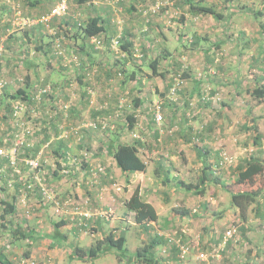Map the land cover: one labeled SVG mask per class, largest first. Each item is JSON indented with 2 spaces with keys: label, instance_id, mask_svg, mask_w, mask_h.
Returning a JSON list of instances; mask_svg holds the SVG:
<instances>
[{
  "label": "rangeland",
  "instance_id": "374dc122",
  "mask_svg": "<svg viewBox=\"0 0 264 264\" xmlns=\"http://www.w3.org/2000/svg\"><path fill=\"white\" fill-rule=\"evenodd\" d=\"M59 1L60 0H58L56 4H58ZM165 3L167 4L164 0H155L154 2L146 4L145 10H142L143 28L145 27V30H149L144 36H142L143 34L137 36L134 42V48L139 50L136 52L140 55L133 56L131 60L136 62L138 68L143 64L141 66L142 69L136 68L139 73L138 76L141 78L146 77V84H143V89L140 88V92H135L137 88L134 87L135 84L131 82V79H127V82L121 83L116 81L114 83L115 85H113L114 89L121 94L118 108H115L116 112L119 111V114H122V117L120 116L122 119L131 109L137 110L138 125L137 131L135 130L134 132L138 135L141 134L146 145L155 147L153 156H169L173 162H171V164H173L174 167V158H176L177 161L181 160L188 163L186 168H189L191 173L187 172L182 174L184 181L186 183L200 184L205 188L206 194L204 197H206L208 201L203 198V195L196 194L188 190L185 186L178 187L179 190L177 193H170L169 197L171 204L169 201L163 202V194L162 200H159V203L165 206L166 209H161L162 214L167 216L172 215L176 218L180 215L184 216L185 213L181 211V209L185 210L186 204H191V207L194 208L191 212H194L196 211L195 208H198L199 202L202 203L203 200H206L210 202L208 207L213 209V206L217 205V203H219L220 206H222V204L231 203V194L233 192L240 190L258 191L259 189L261 191L258 197L259 202L253 204L250 209L248 215L249 222L243 221L241 216H236L228 220L223 226L224 232H214L215 241H212V244H209L211 241L206 242L208 248L202 245L200 239L197 237L198 233H190V230H188L189 227H185V224L181 223L183 220L180 219L179 223L178 219L175 221L171 219V224H167L168 226L161 228L163 232L167 234L165 238L166 242L163 244L166 248L164 247L162 249L163 251H160L159 254L154 253L153 255L155 256H149L147 258L159 259L161 264H181L187 261L188 257L194 258V264H252L247 260L250 250H254L251 244L258 243L261 245L260 242L264 241V216L263 218L258 216L259 213L264 214V172L244 182H239L237 176L232 174L236 171L235 168L239 161L249 157L251 154H256L260 156L261 159H264V96L257 97L253 93L257 87L264 86V0H230L228 4L222 0L197 3L199 5L196 6L195 9H192V11H194V18L190 15L192 20L189 19L187 22L186 31L182 30L181 27L174 28L171 26V32L169 33L172 35V38H170L169 35L166 34L165 29H162V32H165L163 35L167 40L163 42L164 39H160L158 30L153 29V22L156 18H159V14L163 15L165 13L162 10V4ZM74 4H76V2L69 0L68 14L70 10L72 11V8L75 7ZM177 5L179 8L177 9V13L173 12V15L178 19L177 21H179L185 9L183 8L184 4L182 0H180ZM200 6H211L215 9L216 13L223 15L221 20H219L221 26L215 27L218 28V33H216V31H210L212 30V24L204 21V17L198 9ZM259 11L261 13H259ZM67 15L65 14V16ZM122 15V13H119L116 19L118 20ZM63 17L64 16L61 15L58 18V23L54 22L51 24L52 22H49L47 24L46 30L49 35H55V30H60L58 26L61 24L60 20ZM27 21L29 24H33L34 22L33 19L28 20L26 18L23 20L24 26L28 25ZM121 23V20L118 21L120 26H122ZM54 27H56V29ZM120 35V32H118L110 37V48L111 51H113L112 57H110L113 61L115 60V62L126 56L121 50V46L115 43V41L112 43V39H117ZM55 37H57V34ZM97 38L101 43L97 44L95 42L93 44L99 46L96 48H102L104 46L102 42L105 37ZM214 42L218 44V46L215 45L216 48L211 50L209 54H206L204 48ZM240 46H242L241 49H239ZM163 47L170 48V50L168 48L167 50L173 55L175 61L174 66H170L167 63L169 58L168 60L163 58L169 52L165 51ZM175 48H178L177 53L174 51ZM56 49L60 48L56 47ZM61 50L62 51L59 50V53L55 54V56L61 53L63 60L65 57V61L72 59L71 56L69 57L67 55L64 49L61 48ZM142 52L145 54L143 53L142 55ZM212 55L214 57V62L209 59ZM101 56L102 54H100V57ZM154 58L160 59L156 75H154V68L151 65ZM178 62H180L181 66L178 65ZM207 62L210 66L208 69L203 70L202 64ZM94 67L95 68L91 70L88 69L87 76L89 83L84 90L90 99L85 100L82 98L84 103H80L81 96L78 94L80 89L78 84L71 80L69 86L65 85L63 87L65 93H72L71 97L69 96L64 100H56L54 107L51 105L49 106L48 99L52 97V94H56L57 88L48 83L40 88L36 94V98L39 96L41 99L38 100L37 98L32 105H29L25 109L27 111L30 110V117H27L26 125L31 128L33 132V135L29 136L31 144L39 141L40 138L44 136L43 132H40V128L43 125L42 121L45 117V115L42 114L44 113L43 110L46 112L48 109L58 110L60 108L63 112L68 113L75 105L78 108L81 107L85 109L82 113V119H80L79 122L76 121V124L73 126L64 125V127L61 128L62 134L69 136L70 142L77 144V156L70 157L69 162L66 163V165H62L64 167L58 168L55 162L53 163V167L56 166L63 174L69 177L66 180L67 182L80 185L86 192V195H90L93 190L101 187V176L104 170V166H98L91 170V168L88 169L87 165L90 159L97 158V155L101 154V151L103 156L107 154L106 143L111 141L112 134L115 133L113 132L111 134L112 131L106 130V127L91 129L89 126V124L94 121L91 115L92 111L108 110L110 108L107 106L106 101L103 103L99 101L98 96L100 92L96 89L97 86L94 82L97 81L96 77L93 81V74L95 73L96 66ZM202 71L207 75L205 81L197 83L193 78H188L194 75L196 80L197 77L204 76V74L201 75ZM125 77L124 70L120 69L119 72L117 71L115 78L122 80ZM19 79L21 81L19 84L24 85V80H22V78ZM169 79H171V81H169ZM5 85V79L0 80V88H3ZM194 86L195 90L193 89ZM197 86L199 88L196 90ZM65 87H68L70 91L68 88L65 90ZM44 88H46L47 91L42 95L40 91ZM103 90L106 92L105 88H103ZM153 91L155 92L153 93ZM137 94H140L143 99L142 106L135 105V101L138 97ZM158 104L162 106V113L164 115L163 122L154 124L153 112L155 106ZM23 107H25V105ZM20 112L24 114L25 111L21 109ZM254 118L256 119L255 121ZM115 119L113 118V120ZM102 121L104 124V117H101V122ZM254 126L258 127V130H255V128H253ZM38 132H40L38 135L41 136L36 137L38 136ZM258 134L261 136L260 141L255 140ZM118 136L121 138L120 140H122V142H132L137 138V136L133 135V131L127 129V126L122 129L121 133L119 132ZM54 139H56V137ZM30 142H24L22 146L17 147L18 153L16 156L17 159L15 158L16 163L12 165L16 167L19 156H24L21 158L27 157L24 159L26 168L31 170V174H34L32 172L34 170L39 174L37 178H35L37 185L43 196H46L45 200L51 203H49L48 207L53 206V209L51 212L37 211L35 212V216L40 213L37 218H44L51 223L52 219L59 220L63 216L64 208H73L72 214H79L81 217L83 215L86 216L85 218L93 220L91 200L88 196L68 195L66 198H61L57 190L48 184V180L45 181V178L40 173L44 171V153L48 149L45 148L41 151L40 147L38 152L29 153L26 151V148L30 147L29 150L31 151L32 146H34L31 145ZM89 142L97 143L88 147L87 144ZM104 142L106 143L104 144ZM183 142L190 143V147H192L193 150L186 151L183 149L181 146ZM210 142L215 144L217 149H214ZM254 142L260 143L256 145ZM10 143V146L6 143L0 145L7 153L11 151V153H8L9 155L12 154L13 148H16L15 142ZM5 145H7V147ZM102 148H104V150H102ZM202 148L210 150L209 154L212 156H210L209 159L202 153ZM216 151L221 152L220 155L223 157L221 163L218 161H211L214 159L213 155ZM46 154L50 155L48 152ZM195 154L197 156L199 155L200 160H203L206 164L212 163V166L215 167L214 173L208 175V181L204 184L200 182L202 177V166L196 164L199 159L197 156L194 157ZM34 158H38L40 162L39 167L36 169L32 168L28 163L29 160ZM146 158H149V156L145 154L144 159L146 160ZM199 163H201V161H199ZM176 164L179 166L181 162H177ZM73 169L75 170V174L74 171H72ZM87 170H89L90 175L84 179V174ZM72 175L79 177V179L77 181H72ZM177 178L183 180L181 176ZM177 178L174 177L169 179L168 185L174 186L177 184ZM115 182L117 183V181ZM220 183L223 186L219 185ZM24 184L27 185L28 189H33L35 186V183L24 182L23 180V185ZM27 188L23 187L20 190V196H23L22 199L24 203L26 202ZM66 201H69V204H64ZM213 202H215L214 205ZM206 212L210 213L211 211ZM217 212L218 211H214L213 215L216 216ZM31 213L32 212L28 213L26 210H21L19 212L20 224L22 221L28 223V220H32ZM205 218L207 220H205V226L203 227L206 230H210L212 225L211 219L213 220V218L211 216H205ZM164 222L167 221L165 220ZM89 228L91 231V227ZM233 228L237 229L236 233L229 235V231ZM90 231L80 243H77L73 237V241H75L74 244L83 248L89 247L91 239L92 241L94 240L90 235ZM250 233L255 235L253 237V243L251 244L248 238V234ZM4 242L5 241L0 239V249H3L2 243ZM20 244L22 245L21 250H23L21 255H23L24 252H28V257L33 259L36 264H55L53 259L47 260V258L40 256L39 253L36 255L31 254V251L26 249L27 245L24 241L19 242L17 245L20 246ZM143 245L144 244H141V246ZM36 246H38L39 249L40 244ZM183 248H186L187 251L185 252ZM119 252L118 249H112L109 253L106 252L96 259H78L68 254L64 259L59 261V264H126L127 261L124 260L120 262L118 259L117 253ZM175 252L178 257L177 260L165 262L170 258V255L175 254ZM241 252L246 256L241 257ZM201 254H204V256ZM261 257L264 259V249L261 253ZM261 257L259 258L261 259ZM138 261L140 264L144 263L139 259Z\"/></svg>",
  "mask_w": 264,
  "mask_h": 264
},
{
  "label": "crops",
  "instance_id": "0c3cea01",
  "mask_svg": "<svg viewBox=\"0 0 264 264\" xmlns=\"http://www.w3.org/2000/svg\"><path fill=\"white\" fill-rule=\"evenodd\" d=\"M154 1L155 0H87L84 3H80L79 0H72V2H76V4H74L75 7L72 8V11L70 10L67 16L64 15L60 20L61 24L58 26L60 30H55V33L58 32L59 34V32H62L65 34H60L55 37L53 34L49 35L46 28H42L40 24H29L27 21L28 25L24 26L23 20L26 18L32 20L34 17L45 14L58 2V0H0V80L5 79L6 81V85L3 88H0V145L6 143L10 146V142L13 141V138L18 131V121L8 114L7 103L12 98L14 91L23 86L19 84L21 82L19 78H24L26 76L29 77V94L31 98L32 96L35 98L40 88L48 83L52 84L53 87H56V94H52V97L48 99V105L53 107L56 100H64L65 98L72 96V93L69 94L63 91V87L65 85L69 86V82L72 80V82L77 83L80 88L78 91V94L81 96L80 103H84L82 98L85 100L89 99L88 94H86L84 90L89 83L85 70H91L92 68H95L94 66H96V70L93 74V81L96 77L97 81L94 82L97 86L96 89L100 92L98 96L99 101L103 103L104 101L108 102V100L111 99V107L108 110H94L95 112L92 111L91 115L94 117L95 114H99V116L104 117V121L107 124V119H111L113 122H110L112 130L110 129L109 131H112L111 134L113 132L121 131L118 124L114 122L113 116L111 118L110 115L106 117V113L108 114V112H119H116L115 103L117 102L116 99H118L121 94L114 89L113 85H115L114 83L116 81L121 83L127 82V79H131V82H134L135 84L134 87L137 88L135 92H137L140 88L143 89V84H146V77L141 78L138 76L139 73L136 70V68H138L137 64L135 61L131 60L133 57H129L127 53H125V58H121L116 62L115 60L113 61L111 58L113 51H111L108 40L115 33L120 32L122 36L130 39L133 43L130 47L133 56H139L140 54L136 52L139 50L134 48V42L137 39V36L142 34V36H144L149 30H145V27L143 28L142 10H145L146 4ZM165 1L167 4H162V10L165 13L163 15L159 14V18H156L153 22V29L158 30L160 33H158L160 39H164H162L163 42L167 40L163 35L165 32H162V29H165L166 34L172 38V35L169 33L171 32V26L174 28L181 27L182 30L186 31L185 28L187 27V22L189 19L192 20L191 16L194 18V11H192L193 7L191 6L190 1L182 0L185 12H182L183 14L179 18V25V21L174 17L173 12L177 13V9L179 8L177 3H179L180 0H164V2ZM210 1L212 0H205L204 2ZM222 1L228 4L230 0ZM119 13H122L123 17L120 16L117 20L116 18L119 16ZM201 14L204 17L205 22L207 21L212 24V30L210 31H216V33H218V28L215 27L221 26L219 24V20L221 19L216 18V15L213 13H205L202 11ZM95 16L104 19L103 26L105 30L97 35L99 38L105 37L104 46L102 48H96L89 38L74 39L73 37L75 32L78 31V23L87 22L89 18ZM120 20L122 21V26L118 24V21ZM55 22L58 23V19H56ZM100 35L102 37H100ZM57 38L63 40V45L64 43L66 44L64 46L65 49L67 48L65 52L69 57L71 56L72 59L65 61L66 57L63 60L62 55V58L58 55L55 56L54 52L56 50V45L54 49L53 46ZM71 44H74V46L71 47ZM215 45L218 46L215 42L206 46L204 48L206 54H209L211 50L215 49ZM163 48L165 51L170 50L168 47L169 50H167L166 47ZM241 48L242 46L239 47V49ZM73 49H76L77 54H73ZM86 49L93 52L91 57L89 52H84ZM177 49L178 48L174 49V51H176L175 53H177ZM143 53L144 52H142V55ZM100 54H102L101 57ZM163 58L167 60L169 58L167 63L170 66L175 65L173 55L170 51ZM209 59L214 62L213 55L209 57ZM178 65L181 66L180 62H178ZM202 66L203 70H206L209 68L210 64L207 62L202 64ZM120 69H123L126 75L122 80L115 78L117 71ZM138 69L142 68L139 66ZM203 74L204 76H199L196 80L194 75L189 76L188 78H193L195 82L200 83L207 78V75L202 71L201 75ZM154 75H156V73H154ZM169 81H171V79H169ZM17 84L19 85L16 86ZM66 88L68 87H65V90ZM103 88H105L106 92ZM198 88L199 87L197 86L196 90ZM193 89L195 90V86ZM154 92L155 91H153V93ZM73 94L76 95L75 93ZM137 95L138 97H141L140 94ZM84 110L85 109H82L81 107L78 108L76 105L73 106L68 113L63 112L60 108L58 110L48 109L46 112L43 110L44 113L42 114L45 115V117L43 118V125L41 127L42 129L40 128V132L42 131L44 136H42L39 141L32 142L33 144L29 141L30 144L34 146H32L31 151L29 150L30 147L26 148V151L29 153H36L40 147L41 151L45 148L48 149L44 153V171L43 173H40L39 171V173L43 175L45 181L48 180L49 185L57 190L58 195L61 198H66L68 195L88 196L91 200L93 220L85 218L86 216L83 215L81 217L79 214H72L71 212L74 210L73 208H64L63 216L59 220L52 219L51 223L44 218H37L40 213L35 216V212H51L53 209V206L48 207L50 202L45 200L46 196H43L37 185L35 178L39 175L38 172L36 170L32 171L35 174L34 175L31 174V170L26 168L24 159L27 157L21 158L24 156H19L17 166L15 167L12 165L8 157L0 156V201L4 200L16 203L15 214L8 213L3 220L6 223V227L3 228V235L0 238L5 241L6 248L4 250L11 259L19 261L18 258L21 256L23 250H21L22 245L20 244V246H18L17 244L24 241L27 245L26 249L30 250L31 254L36 255L39 253L40 256L47 258V260L53 259L55 264H59V261L64 259L68 254H74L73 247H76V244H74L75 241H73V237L77 243H80V241H83L88 235L90 231L89 227H91L90 235L94 240L92 241L91 239L92 242L90 241L89 246L109 235H114L118 238L119 236H124L126 239L124 244L126 251L124 254L121 253L122 260H120V262L125 260L127 261L126 264H140L136 255L141 244H152V251H150L151 256H155L153 255L154 253L159 254L160 251H163L162 249L165 247L163 244L166 242L165 238L167 234L163 232L161 228L171 224V219L173 221L178 219V222L180 219L183 220L181 223L185 224V227H189L188 230H190V233H198L197 237L200 239V242L204 247L208 248L206 242L211 241L209 244H212V241L214 242L216 239L214 237V232H224L223 226L227 221L236 216H240V209L232 202V200L231 203L222 204V206L217 203V205L213 206V209L208 207L210 202H207V198L204 197L206 194L205 192L203 198L207 201L203 200L202 203L199 202L198 208H195L196 211L193 210L194 212H191L194 208L191 207V204H186L185 210L181 209V211H184L187 215L184 214V216L180 215L175 218V216L173 217L172 215L167 216L162 214L161 209H166L165 206L159 203V200H162L163 194V202L169 201L171 204L169 197L170 193H177L179 190L178 187H186V185L183 184L185 181L182 174L191 172L189 168H186L188 163L181 160L177 161L176 158H174V167L173 164H171L172 160L169 156H156V158L153 156L155 147L146 144L139 145V153L143 158L145 157V154L149 156V158H146L147 169L145 171L122 172V170L116 165L114 158L108 150V146L111 142H104V144L106 143L107 154L103 156L101 151V154L97 155V158H91L87 165L88 169L91 168V170L98 166H104L101 176V187L93 190L90 195H86V192L80 185L73 182H67L66 180L69 177L58 169L64 167L62 165H66V163L69 162L70 157L77 156V144L70 142L69 136H65V134L63 135L61 128H63L64 125L73 126L76 124V121L79 122V120L82 119V113ZM51 113H53L54 116ZM29 117L30 115L28 114V118ZM101 117H99V119H101ZM40 132H38L37 135ZM39 136L41 135L36 137ZM55 137L56 139H54ZM94 143L97 142H89L87 145L88 147H91ZM210 143L214 149H217L215 144L212 142ZM5 146L7 147V145ZM181 146L186 151L193 150L188 142H183ZM102 150H104V148H102ZM47 152L50 153V155L46 154ZM202 153L206 155L208 159L212 156L209 154V149L206 150L205 148H202ZM220 154V151H216L213 155L214 159L211 161L219 162L221 159ZM195 156L197 155L195 154L194 157ZM197 157L199 161H201V163L198 161L196 164L202 166V176L205 175L206 178H208V175L214 173L215 167L212 166V163L206 164L203 160H200L199 155ZM54 162L58 168H56V166L53 167ZM177 162H181V164L178 166L176 164ZM72 171H74L75 174V170L73 169ZM89 173V170L85 171L84 179L89 177ZM178 176H181L183 180L177 178ZM174 177L177 178L178 183L174 186L168 185V180ZM71 178L72 181H77L79 179V177L73 175ZM23 180L28 183H35L34 188L28 189L27 185H23ZM114 180L117 181V183ZM206 181H208V179ZM219 185L222 184L220 183ZM23 187L27 188L25 203L22 199L23 196H20V190ZM137 188L140 190L142 198L152 203L157 209L159 217L156 221L138 223L135 221L134 212L127 210L125 207V200L130 198ZM214 204L215 202H213V205ZM21 210H26L28 213L32 212V220H28V223L22 221L20 224L21 220L19 218V212ZM3 211V205L0 203V214H2ZM206 211L211 212L207 213ZM214 211H218L216 216L213 215ZM205 216H211L213 218V220L211 219L212 225L210 230H206L203 227L205 226V220H207ZM165 220L167 222H164ZM56 228H58L59 233L56 232ZM252 233L248 234L250 244L253 243V237L255 236L253 235L254 233ZM260 243L261 245L258 243L251 244V247L254 248V250H250L249 256L247 255V260L252 264H264V259L261 257V253L264 249V241ZM37 244H40L39 249L38 246H36ZM111 250L112 249L107 252L109 253ZM176 252L175 254H171L170 258L165 262L177 260L178 257ZM240 254L241 257L246 256L242 252ZM102 255L103 254L92 259H96ZM259 257H261V259ZM193 261V257H188L187 261L181 264H194ZM158 262L161 264L159 259Z\"/></svg>",
  "mask_w": 264,
  "mask_h": 264
},
{
  "label": "trees",
  "instance_id": "16d2710c",
  "mask_svg": "<svg viewBox=\"0 0 264 264\" xmlns=\"http://www.w3.org/2000/svg\"><path fill=\"white\" fill-rule=\"evenodd\" d=\"M87 0H79L80 3H84ZM190 1L191 6L195 9L196 6H198L199 4L197 3H202L205 0H188ZM192 8V9H193ZM51 10V9H50ZM49 10V11H50ZM69 10V9H68ZM199 10L205 13H213L217 16L218 19H221L223 17L222 14L220 13H216V11L214 10L213 7L211 6H200ZM259 13H261L259 11ZM68 14V11L66 13V15ZM41 16V15H40ZM40 16L34 17L33 19L39 18ZM64 16V15H63ZM60 16H54L51 20L50 23L53 24L56 19H58ZM103 22L104 19L102 17L99 16H95V17H91L87 20V22L84 23H78V31L75 32V34L73 35L74 39L77 38H81V39H87L89 38L90 41H92V37L96 36L99 33H102V31L105 30L104 26H103ZM36 24H40L41 27H45L47 29V24L39 22ZM56 29V27H54ZM62 32H58L54 33L55 35L57 34V36H59ZM70 37V36H69ZM72 37V36H71ZM100 37H102L100 35ZM103 38V37H102ZM114 40L118 41V45L121 46V50L124 53H127L130 57H133V52L130 49L131 45L133 44L131 42L130 39L120 35L119 38L117 37V39L113 38L112 39V43ZM51 42V41H48ZM54 42V41H53ZM101 42V41H100ZM106 42V40H105ZM111 42V38L108 40V43ZM95 43L92 41V44ZM97 43V42H96ZM104 44V40L102 42V45ZM59 47L60 49H56L54 54H58L59 50L64 49L66 51V49L64 48V46L66 45L64 43L63 45V40L61 38H57V40H55L54 47ZM95 47L96 44H93ZM74 44H71V47H73ZM74 53L76 54V49H73ZM84 52H89L90 57L92 56L93 52L88 51L87 49L84 50ZM62 54L60 53L61 56ZM160 63V59L159 58H154L153 61L151 62V65L154 68V72L157 73V69H158V65ZM143 65V64H142ZM140 65V67L142 66ZM88 66V64H87ZM119 71V70H118ZM86 74H88V69L85 70ZM135 72V71H134ZM132 76V75H131ZM22 80H24V85L21 86L20 88H17V90L14 91V93L12 94V98L10 99V101L7 103V107H8V114L10 116L13 117V119L18 121V131L16 132L13 141L15 142L17 135L20 136L24 133H28L27 130H25L24 127L21 126V122L23 120H27L28 114L30 115V110H25L29 105H32L34 102V99L37 100L36 96L35 98L32 96V98L30 97L29 94V86H30V81H29V77H21ZM254 95L257 97H263L264 96V86L262 87H257L254 91H253ZM42 95L44 93H41ZM90 99V98H89ZM117 101V102H116ZM116 105L115 108H118V103H119V98L116 99ZM135 105L136 106H142L143 104V99L142 97H137L136 101H135ZM108 107H111V101L109 99L108 102H106ZM25 105V107H23ZM20 106L22 107L21 109L24 110V114H21V112H16V107ZM158 106L160 107V112L162 113V106L161 104H158L155 106L154 112H153V122L154 124L157 123L156 121V115L155 113L157 112ZM137 108V107H136ZM123 109V108H122ZM128 114L126 116H124L123 120L121 119V115L119 114V112L116 114L115 112L112 113L108 112V114L106 113V117H108L110 115V118L113 116V118L116 119L114 120V122H116L118 124V127L120 128V130L122 131V129L127 126V129L130 131H133V135L137 136L136 140L132 141V142H122V140H120L119 138V132L121 133V131L115 132L112 136L113 138H111V143L108 146V150L110 152V154L112 155V157L114 158L116 165L122 170V172H136V171H145L147 169V162L146 160L140 155L139 153V145H143L145 144V140L143 139V137L138 134H136V132H134L135 130L137 131V123H138V112L137 110L131 109L130 111L127 112ZM116 115V116H115ZM121 116V117H120ZM99 114H95L94 121H92L91 123L95 122L97 127H106V130H110L111 129V123L112 120H108V124L105 123L103 124V121L101 122V119H98ZM109 119V118H108ZM256 119L254 118V121ZM152 122V123H153ZM163 122V118L161 120V123ZM151 123V122H149ZM122 127V128H121ZM91 129H96L93 126H90ZM253 128H255V130H258V127L254 126ZM260 135L258 134L255 137V140L260 141ZM24 142H29V135L25 136V140ZM256 145H259L260 142H254ZM201 154V153H200ZM223 160V157H221L219 163H221ZM235 172H233L232 175L237 176V180L239 182H244L246 180L252 179L257 175H261L264 172V159H261L260 156H257L256 154H251L249 157L247 158H243L239 161L238 165L235 168ZM212 173V172H211ZM206 176H202L200 179V182L202 184L205 183L206 181ZM184 185H186L188 190H193L194 193L196 194H204L205 192V188H203L200 184H192V183H185L183 182ZM260 189L257 190H240L237 192H233L231 194V200L232 202L239 207L240 209V216L241 219L245 222L248 221V215L250 212V209L252 207L253 204H256L259 202V195H260ZM0 203L3 205V213L0 214V237L2 235V231L4 230L3 228L6 227V223L3 221L6 217V215L8 213H14L16 211V203L15 202H7V201H0ZM5 205V206H4ZM125 207L127 208V210L134 212V218L135 221L138 223H146V222H150V221H156L159 217L157 209L155 208V206L146 201L145 199L142 198L139 189L137 188L134 193L132 194V196L130 198H128L127 200H125ZM259 217L263 218L264 214L263 213H259L258 215ZM58 226V225H57ZM56 232L59 233L58 228H56ZM125 237L124 236H119L115 237L114 235H109L106 236L104 239H100L98 240L95 244L89 246V247H80V246H76L73 247L74 249V254L72 255V257L74 258H80V259H87V258H95L101 254L106 253L108 250L110 249H118L117 255H118V259L122 260L121 257V253L124 254L125 253ZM3 245V249H0V264H27L28 260L30 259V257H28L29 253L28 252H24L23 255L19 256V261H16L15 259H11L7 253L5 252V248H6V244L2 243ZM152 244H145L143 246H140L137 250V255L136 257L143 261L145 264H159L158 260L152 259V258H147V257H151L150 255V251L152 248ZM33 260V259H32Z\"/></svg>",
  "mask_w": 264,
  "mask_h": 264
},
{
  "label": "built area",
  "instance_id": "2783aa9c",
  "mask_svg": "<svg viewBox=\"0 0 264 264\" xmlns=\"http://www.w3.org/2000/svg\"><path fill=\"white\" fill-rule=\"evenodd\" d=\"M68 9H69V0H60L59 3L56 4L48 13L42 14L39 18L33 19V21H34L33 23L42 22V23L48 24L50 22V20L54 16L65 15L67 13ZM92 41L93 42H97V44H100L101 43L100 40L96 36L92 37ZM114 41H115V43H118L117 40H114ZM46 91H47V89L44 88L40 92L41 93H45ZM37 98H38V100L41 99V97H39V96ZM21 108L22 107L17 106L16 107V112L17 113L20 112ZM155 115H156V121L159 124L161 122L162 118H163V116H162V114L160 112V107L159 106H158V109H157V112L155 113ZM21 126L24 127L25 130H27L28 133H24V134H22L20 136L17 135V138L15 140V146H16V148H13L12 154L9 155L8 153H11V151L7 153L4 148H1L0 147V156H3V157L6 156V157H8L10 159V161H11L12 164H15L16 163L15 158L17 159L16 156H17V153H18L17 152V147L18 146H22L24 144V140H25V136L26 135H29V136L30 135H33L32 129L29 128L26 125V120H23L21 122ZM89 126H93L94 128H97V125H96L95 122L90 123ZM28 163L34 169L38 168L39 167V164H40L38 158L31 159V160L28 161ZM64 204H66V205L69 204V201H66ZM236 231H237L236 228L231 229L229 231V235H232V234L236 233ZM183 250L185 252L187 251L186 248H183ZM201 255L204 256V254H201ZM27 264H36V262L34 260H32V259H29Z\"/></svg>",
  "mask_w": 264,
  "mask_h": 264
}]
</instances>
